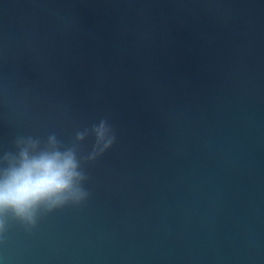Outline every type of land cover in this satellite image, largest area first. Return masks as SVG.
<instances>
[{
    "label": "water",
    "instance_id": "water-1",
    "mask_svg": "<svg viewBox=\"0 0 264 264\" xmlns=\"http://www.w3.org/2000/svg\"><path fill=\"white\" fill-rule=\"evenodd\" d=\"M102 118L90 199L0 264H264V0H0V151Z\"/></svg>",
    "mask_w": 264,
    "mask_h": 264
},
{
    "label": "clouds",
    "instance_id": "clouds-1",
    "mask_svg": "<svg viewBox=\"0 0 264 264\" xmlns=\"http://www.w3.org/2000/svg\"><path fill=\"white\" fill-rule=\"evenodd\" d=\"M94 138L90 151L84 142ZM107 118L75 131L70 142L56 133L18 134L12 148L0 151V242L13 223L27 230L68 206H82L91 197L86 165L96 162L116 143Z\"/></svg>",
    "mask_w": 264,
    "mask_h": 264
}]
</instances>
